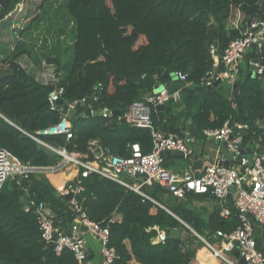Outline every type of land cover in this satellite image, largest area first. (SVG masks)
<instances>
[{"label": "trees", "instance_id": "16d2710c", "mask_svg": "<svg viewBox=\"0 0 264 264\" xmlns=\"http://www.w3.org/2000/svg\"><path fill=\"white\" fill-rule=\"evenodd\" d=\"M43 1L50 0L32 4L41 12ZM64 1L68 14L66 25L70 29L68 34L63 28L59 30L55 44L59 48L58 57L37 54L35 62L38 65L44 59L55 66L65 101L80 100L95 93V107L123 114L134 102L151 94L157 84L179 90L181 97L177 101L174 97L166 101L163 105L168 103V109L152 110L156 129L175 133L182 116L190 119L192 127L201 134L203 129H219L228 122L248 126L243 143L263 138L256 124H264V46L259 53L250 52L246 58L247 62L249 59L258 61L262 73L255 77L238 75L235 85L239 108L232 97L234 87L220 82L208 90L202 79L213 70L211 47H215L220 56L230 41L240 36L249 17L256 15L264 20V0ZM17 2L19 0H0V29L6 26L4 18ZM32 4L21 14L24 19H30L24 28L27 32L43 24L42 14H35ZM24 47V41H20L16 46L18 52L10 59V72L0 77V148L24 163L45 168L56 165L61 157L25 133L34 134L55 125L59 113L51 112L47 102L53 86L41 85L16 63L29 52ZM62 57L64 63L69 58L65 75L59 62ZM223 70L224 66L219 64L216 72ZM177 71L187 75L186 83L172 81L171 73ZM84 109L77 106L71 112L72 137L69 140L62 135L45 136L42 140L81 154L86 152L91 139L98 140L113 155L127 156L134 143L139 144L143 153L150 151L152 141L148 129L119 123L112 114L81 117ZM172 110L176 113H171ZM163 166L166 168L165 159ZM52 184L56 185L54 180ZM79 184L83 190L77 199L90 220H108L114 213L121 216L119 221L108 225L109 246L117 255L112 264H132L133 261L195 264L194 252L188 248L185 238L189 236L197 244H203L180 221L207 239L216 231L230 233L239 224L235 212L224 220L217 206L208 215L206 210L188 207L193 202L203 201L206 195L188 193L183 202L158 185L145 187L143 191L163 209L94 173L79 177ZM29 199L47 205L56 228L69 229L72 216L68 204L44 173L31 174L19 185L7 181L0 190V264H75L71 252L64 250L57 256L44 243L33 211H24ZM153 227L166 233L180 229L185 237L166 238L163 244H152L156 236Z\"/></svg>", "mask_w": 264, "mask_h": 264}, {"label": "built area", "instance_id": "2783aa9c", "mask_svg": "<svg viewBox=\"0 0 264 264\" xmlns=\"http://www.w3.org/2000/svg\"><path fill=\"white\" fill-rule=\"evenodd\" d=\"M22 6V3L18 4L16 10L22 12ZM39 13L38 10L37 14ZM263 46L264 20L253 15L249 17L244 30L240 31V36L231 40L220 56L216 48L211 47L210 53L214 60L213 70L205 75L202 84L209 88L216 81H220L235 87L240 74L239 65L242 61L248 66H255L252 77L260 75L262 66L259 62L252 59L247 62L246 58L250 52L259 53ZM16 63L22 70L32 74L41 85L53 86V90L48 93L47 102L51 112L59 113V121L34 134H25L36 143L59 155L61 160L56 166L35 167L22 162L10 151L0 148V190L7 181H14L19 185L31 174L57 173L66 169L76 171L75 189L71 182L55 188L62 198L72 193L71 199L66 202L72 216L67 231L55 227L53 214L43 202L29 199L24 204L25 212L36 213L42 240L51 247L55 255L59 256L64 250H68L72 253L75 264H92L89 259L88 243L85 239V235H89L100 245L99 264H112L117 258L114 248L109 246L110 229L108 226L117 220L113 217L100 222L90 220L83 205L77 199V195L83 190L79 184V177L86 178L94 173L121 185L128 191L139 195L143 200H148L163 209L165 208L143 191L145 187L158 185L179 201L184 200L188 193L214 198L222 219L227 220L232 212L236 213L239 224L230 233L216 231L211 236V241L179 221L218 260L216 264H240L239 259H243L245 264H264V241L260 235V229L264 230V143L262 142L264 124L262 125L263 138L250 140L248 142L250 147L242 142L243 135L248 129L246 124L231 123L229 125L226 122L219 129H203L202 136L206 141L225 143V149L232 155L233 164L224 166L222 163H213L200 172L188 170L182 174L174 173L163 166L165 155L177 153L185 158L190 157L194 138L190 135L165 133L155 128L151 117L152 110L173 98L168 88L157 85L151 94L134 102L123 114L117 116L119 123L123 122L150 131L152 141L150 151L143 153L139 144L134 143L130 145L127 156L113 155L103 148L98 140L91 139L87 143L84 154L69 152L65 146L54 147L45 143L42 137L62 135L69 140L72 137V125L69 119L71 112L77 106L85 107L86 98L90 97L97 102V96L93 93L80 100L67 102L63 99L64 88L59 85V75L53 64L44 59H41L38 65L28 63L24 59H17ZM219 64L224 66L221 73L216 72ZM171 79L186 83L187 75L177 71L171 73ZM60 100L67 105L66 113H63V106L59 105ZM247 147L250 148L251 159L247 157L249 154L246 151ZM228 195L232 200V209H229L226 204ZM153 229L156 231V236L152 239V244H163L167 233L158 227H153ZM234 253H238V258L234 257Z\"/></svg>", "mask_w": 264, "mask_h": 264}, {"label": "rangeland", "instance_id": "374dc122", "mask_svg": "<svg viewBox=\"0 0 264 264\" xmlns=\"http://www.w3.org/2000/svg\"><path fill=\"white\" fill-rule=\"evenodd\" d=\"M34 1H39V0H19V2H17L13 10L6 16V18H4L6 26L3 29H0V77L10 72L11 70L10 59L13 58L14 54L18 52V50L16 51V46L20 41H24L25 44L24 49H29V52L27 53V55L24 54L23 56L19 57V59H24L28 63L36 65L35 55L37 54L38 55L40 54V56L50 55L52 58L58 57L56 55L59 52V48L55 44H56V38L58 37L59 34V30L60 28H63L66 30L68 34L70 29L66 25V21H68L66 3L64 0L43 1L42 3L43 8L40 12V14H42L43 16L42 18L43 24L27 32L26 30H24V28L27 26V23L29 22L30 19L27 20L24 19L21 16V14L25 11L26 7L32 4V2ZM20 3H22L23 5L22 12H18L16 10L17 5ZM32 9L36 14L38 10L34 6V4H32ZM14 33L18 35L16 36ZM21 33H23V35H20ZM66 59L69 61L68 57ZM68 61L67 63L66 61L64 63V57H62L61 60L59 59L60 66L62 68V71L64 72V75ZM241 67L243 69V72L241 74L242 76L246 74L248 68L246 63L243 61L241 63ZM217 148L218 147L216 145L212 143H207L206 150L207 151L209 150L210 154L213 155ZM185 162L186 161L183 159L177 160V163L180 165H185ZM171 171L174 172V169L171 168ZM188 207L193 210L201 209V207H197V203L195 202L189 204ZM181 236L182 238L185 237L184 234H182ZM185 239L187 240L188 248L194 252V258H195L194 261L196 262V264H216L218 260L213 257V255L208 249H206L199 243L197 244L196 242H194L189 236H186ZM99 249H100V245L98 251Z\"/></svg>", "mask_w": 264, "mask_h": 264}, {"label": "crops", "instance_id": "0c3cea01", "mask_svg": "<svg viewBox=\"0 0 264 264\" xmlns=\"http://www.w3.org/2000/svg\"><path fill=\"white\" fill-rule=\"evenodd\" d=\"M244 62V61H243ZM242 63V62H241ZM241 63L239 65L240 68V73L243 72V69L241 67ZM249 71V69H248ZM246 72V74L248 73ZM175 92L178 94V100L181 97V93L179 94V90H175ZM177 101V100H176ZM179 106V105H177ZM169 108V104L163 105L162 108H159L160 110H165ZM179 109V108H178ZM177 109V111H178ZM174 110L170 111L171 113H176L173 112ZM178 114V113H177ZM176 114V115H177ZM180 116V115H178ZM180 118V117H179ZM259 130H262V124H256ZM178 131L175 132L177 135H190L194 138V142L192 145V154L190 157L185 158L180 154L177 153H168L165 155V163H166V168L171 170L174 169V173L177 174H182L188 170H193L194 172H200L202 171L207 165L209 164H223L224 166H231L233 164V159L232 155L223 147L222 142H215V141H206L202 134L198 132L195 128L192 127V123L190 119H187L185 117H182L178 120V125H177ZM264 143V140L262 141ZM207 143H212L216 145L218 148L216 149L215 153L212 155L209 153V150H206ZM247 146L248 143H245ZM247 147V148H249ZM246 148V149H247ZM210 149V148H209ZM211 150V149H210ZM213 152V150H212ZM178 159H183L185 160V165H180L177 163ZM173 172V171H172ZM69 174H71L70 177H67ZM76 171L74 169H66L62 172H57V173H46L45 176L50 182V184L56 188L60 185H64L67 182H73L75 179ZM69 178V179H66ZM52 180L55 181V184H52ZM183 202H186L185 200ZM194 203V202H193ZM197 203V207H201L200 210H206L207 215L212 212V210L215 208L216 201L214 198L207 196L203 201L201 202H195ZM112 217L119 221L121 219L120 214L114 213ZM260 235L262 236V241H264V230L260 229ZM85 239L88 243V248H89V259L92 264H99L100 263V254L98 251L99 244L98 242L92 238L89 235H85ZM196 264V262L194 261ZM132 264H138L137 262L133 261Z\"/></svg>", "mask_w": 264, "mask_h": 264}, {"label": "water", "instance_id": "95a60500", "mask_svg": "<svg viewBox=\"0 0 264 264\" xmlns=\"http://www.w3.org/2000/svg\"><path fill=\"white\" fill-rule=\"evenodd\" d=\"M255 70V66L253 65H250L249 66V71L247 73V75L249 77H251V74L252 72ZM220 81H216L212 87L216 86L217 84H219ZM157 86V84L155 85ZM212 87H209L207 88L208 90H211ZM159 90V89H158ZM169 94L170 95H173V97L178 100V97H177V93L175 92V89L174 88H171L169 89ZM232 97L235 99V103H236V106L239 108V92H238V89L236 88V86L234 87V90L232 91ZM95 103L94 100L92 98H86L85 99V102H84V106L86 107V109L80 114L81 117H85V118H89L91 116H103V115H116L118 116L119 115V112H110L108 110H103L102 107H95ZM59 105H62L63 106V113H66L67 112V105L64 104L63 100H60L59 101ZM163 105H160L157 107V109L159 108H162ZM229 125H231V123H229ZM260 133H262V130H259ZM223 147H225V143H223ZM246 151L249 153L247 155V157L249 159L252 158V155L250 154V148H247ZM72 187L73 189L76 188V181H73L72 182ZM72 197V193H69L67 195H65L62 199H63V202L66 203L68 200H70ZM226 204H227V207L229 209H232V200H231V197L230 195H228V197L226 198ZM71 213V211H70ZM34 215H36V213L34 212ZM252 223V221H251ZM257 233V231H256ZM255 233V234H256ZM181 235H182V232L180 229H171L168 233H167V238L171 239V240H179L181 238ZM234 256L235 258H238V253H234ZM239 263L240 264H245L243 259H239Z\"/></svg>", "mask_w": 264, "mask_h": 264}, {"label": "bare ground", "instance_id": "6f19581e", "mask_svg": "<svg viewBox=\"0 0 264 264\" xmlns=\"http://www.w3.org/2000/svg\"><path fill=\"white\" fill-rule=\"evenodd\" d=\"M70 176H71V174H70Z\"/></svg>", "mask_w": 264, "mask_h": 264}]
</instances>
